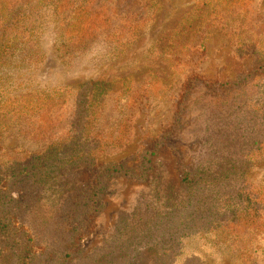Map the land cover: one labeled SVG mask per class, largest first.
Here are the masks:
<instances>
[{
    "label": "rangeland",
    "instance_id": "1",
    "mask_svg": "<svg viewBox=\"0 0 264 264\" xmlns=\"http://www.w3.org/2000/svg\"><path fill=\"white\" fill-rule=\"evenodd\" d=\"M4 3L26 26L0 53V190L13 214L5 223L35 242L30 264H113L97 249L113 233L132 235L127 225L148 247L152 210L178 214L168 221L182 230L156 241L177 254L174 264H264V72H255L264 66V0ZM34 155L52 158L33 173L40 184L24 176ZM86 159L130 173L97 176ZM182 169L207 187L187 196L211 207L202 225L174 211L185 201ZM95 192L73 241L57 224L70 226L67 206L79 210ZM10 245L0 236V264L21 263Z\"/></svg>",
    "mask_w": 264,
    "mask_h": 264
},
{
    "label": "trees",
    "instance_id": "2",
    "mask_svg": "<svg viewBox=\"0 0 264 264\" xmlns=\"http://www.w3.org/2000/svg\"><path fill=\"white\" fill-rule=\"evenodd\" d=\"M42 1H46L47 3L57 5L62 0H48V1L42 0ZM96 3H97V6L102 7V5L99 2H96ZM115 3L116 2H114L113 6L117 8V3L116 4ZM0 7H1L0 8V53H2L7 48L12 47L13 45L12 41H17L18 27L16 25L20 24L23 27H25L26 25L24 23H20L21 17H24L21 11L13 9L6 3H4V5ZM77 10L79 11L80 17L86 16V20L84 22L86 23L88 20L87 10L82 6V4L78 5V8L76 9V11ZM108 10L112 11L113 8L110 7L108 8ZM73 13H74V10H73ZM82 23L83 22H81L80 24ZM87 28L92 29V25L88 26L87 24ZM13 33L15 34V36L13 35ZM259 71L264 72V66L258 67L255 70L256 73H258ZM231 84H233L232 81H226V82L216 81V82H212L210 86L215 85L217 88H220V87L228 88L231 86ZM94 86L95 87L92 88V91H98L100 90V88H103L105 85L102 86L101 84H94ZM73 151H77V150H73ZM76 158L79 159V156H76ZM51 159L52 158L49 156H41L39 158L34 155L33 160L30 163H27L26 165H24L26 168L29 167L28 168L29 173L24 172V176L29 177L28 180L33 179V184H40L42 182V179L41 178L34 179L33 173H35L38 170V168L41 169L40 166L42 165V162L49 164L48 162ZM86 160H87L86 162L88 163L89 169L91 168H93L94 170L99 169L96 174L97 176L103 177L106 175H112V173H122V174L129 175L130 173V169L128 168V166L123 163L121 164L109 163L106 165L104 164L98 165L95 159H94V162L91 159L90 160L86 159ZM75 163H78V162H75ZM65 164L66 163H64L63 165L65 166ZM141 168L144 169L143 161L140 166V169ZM33 169H35L34 172H33ZM146 170H147V167L141 173H144ZM49 174H51V171L46 170V175L48 176ZM20 175H22V172L18 171L16 173L11 174L10 177L15 178V177H19ZM43 175L44 174H42V176ZM143 176L144 174H142L140 177H143ZM49 177H46V178H49ZM197 180H198V177L196 174H192L190 171H187L184 169L181 170L180 180H179V185L181 187V190L179 193L184 194L185 201L183 202L182 206L178 207L179 209L174 210V211H185V210L189 211L190 212L189 216L194 214V219H192V222L200 223V225H202L203 221L206 219H209V217L211 216V213H210L211 207H209L208 205H205L204 207H202L200 204H198V202L194 200V198L187 197L188 194H192L193 191L204 192L207 189L206 186L202 188H195L198 183ZM161 188H163V186ZM96 195L97 193L95 192L92 195V197L88 199V201L84 199L82 201V207H80L79 210L76 207L67 206V209L73 210L72 212H74V219L71 222L70 226L67 224V222L66 223L64 222V219H61L58 222L57 226L62 231V233L68 232L67 228L70 229V231L68 232L69 239L72 237H73V241L74 239H76L75 241L79 239V238H75L76 237L75 233L76 231H78L76 229L77 227H82L86 223L85 215H83L85 213V208L86 206H88V204H90L92 207L95 205L96 200H94L93 198L96 197ZM5 196H6V193H4L3 195V193H1V190H0V236L5 238V240L11 241L12 243H14V245L13 246L10 245L8 249H15V255L17 257L19 256L20 258H22L20 264H30L31 257L32 255H34L33 249H35L34 248L35 242L27 232L25 231L23 232L22 230L16 228L15 222L10 221V222L5 223V220H8L6 216L13 215V214H10L11 209L6 204L7 198ZM13 201L14 200L12 199V202ZM65 201L66 200H63V199L60 200V204L61 205L65 204ZM12 210H14L13 207H12ZM95 211L96 209L94 210V212ZM149 212H152L150 213L152 214L151 219H155V220L157 219V220L154 221L146 230V232L148 233V247H146L145 245L141 246L138 242H134L135 234L137 233H135V231L132 230L133 225L132 226L127 225L124 228V230L127 229L128 232L132 233V235L128 234L126 238L124 239V241H118L119 239L117 238L119 237H117L113 233L111 236L112 238L110 237L111 240L108 243L105 242L103 245H101L99 249H97V251L100 253L98 254V258L99 259L108 258L110 261L113 262V264H140L139 262L141 259H143V256H144V258L148 257L147 259L148 264H174V260L177 254H172V252L170 251L172 250L171 248L169 250L168 248L157 246L156 241L167 239L168 242H171L174 239L172 236L173 233H176V231H179L178 229L182 230V228H178V226L173 224V222L168 221V218L173 220L178 216V214L176 212L168 213V214L167 213L159 214L158 212H155L154 210L149 211ZM89 217L90 216H87V218ZM132 220H133V217L125 216V220H123V222L125 221L132 222ZM213 229L214 228L212 227H208V228H202V230H196V231L197 232H201V231L209 232L210 230H213ZM116 233H118V226H116ZM186 233L187 232H183V234H181V236L179 235V237H182ZM53 239L56 240L57 238H53ZM192 262H193V259H187L184 261L183 264H191Z\"/></svg>",
    "mask_w": 264,
    "mask_h": 264
}]
</instances>
